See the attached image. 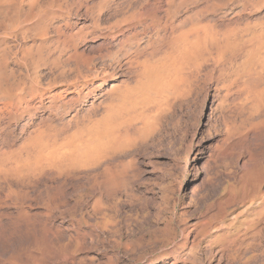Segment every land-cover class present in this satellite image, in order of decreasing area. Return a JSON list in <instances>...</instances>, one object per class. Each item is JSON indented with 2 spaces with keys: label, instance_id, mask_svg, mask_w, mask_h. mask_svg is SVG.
Here are the masks:
<instances>
[{
  "label": "rangeland",
  "instance_id": "1",
  "mask_svg": "<svg viewBox=\"0 0 264 264\" xmlns=\"http://www.w3.org/2000/svg\"><path fill=\"white\" fill-rule=\"evenodd\" d=\"M0 264H264V0H0Z\"/></svg>",
  "mask_w": 264,
  "mask_h": 264
},
{
  "label": "bare ground",
  "instance_id": "2",
  "mask_svg": "<svg viewBox=\"0 0 264 264\" xmlns=\"http://www.w3.org/2000/svg\"><path fill=\"white\" fill-rule=\"evenodd\" d=\"M198 14V12H194L193 14H191L190 15V17L189 18H186L184 21H183V23H187L188 21H190L192 18H193V16H195V15H197ZM206 52H209V51H211L212 52V50L211 49H207V50H205ZM181 54H183V57L185 58V59H187L188 61H191L190 63H194V64H196V65H199L200 64V61H199V58L200 57H202L203 56V54H202V52H203V50H202V48L201 47H199L198 45H197V42H193V41H190L189 43H186L185 45H184V48L183 49H180V51H179ZM218 53V52H217ZM211 56H213V55H211ZM182 57V59H184ZM215 57V56H214ZM223 68V67H222ZM225 68V67H224ZM224 68L222 69V70H224ZM195 70V69H194ZM195 72V71H194ZM222 71H221V69H220V73H221ZM218 79V78H217ZM221 80H223V78L221 79ZM252 89V88H251ZM250 91V90H249ZM23 186V185H22ZM30 226V225H29Z\"/></svg>",
  "mask_w": 264,
  "mask_h": 264
}]
</instances>
